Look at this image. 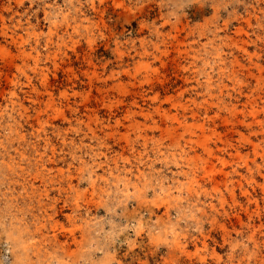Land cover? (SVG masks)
Masks as SVG:
<instances>
[{
    "label": "rangeland",
    "instance_id": "obj_1",
    "mask_svg": "<svg viewBox=\"0 0 264 264\" xmlns=\"http://www.w3.org/2000/svg\"><path fill=\"white\" fill-rule=\"evenodd\" d=\"M0 264H264V0H0Z\"/></svg>",
    "mask_w": 264,
    "mask_h": 264
},
{
    "label": "bare ground",
    "instance_id": "obj_2",
    "mask_svg": "<svg viewBox=\"0 0 264 264\" xmlns=\"http://www.w3.org/2000/svg\"><path fill=\"white\" fill-rule=\"evenodd\" d=\"M195 101H196V100H195ZM209 104H210V103H209ZM185 105H186V104H185ZM187 108H188V107H187ZM196 109H197V108H196ZM206 111H207V110H206ZM206 113H207V112H206ZM206 113H205V114H206ZM165 114H166V113H165ZM194 114H195V113H194ZM147 115H148V114H147ZM195 117H198V116L195 115ZM210 140H211V139H210ZM185 144H186V143H185ZM256 146H257V145H256ZM194 159H195V158H194ZM11 233H12V232H11Z\"/></svg>",
    "mask_w": 264,
    "mask_h": 264
}]
</instances>
